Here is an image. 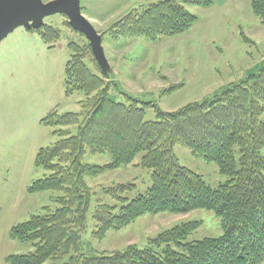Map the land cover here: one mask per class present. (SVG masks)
Here are the masks:
<instances>
[{
	"label": "trees",
	"instance_id": "obj_1",
	"mask_svg": "<svg viewBox=\"0 0 264 264\" xmlns=\"http://www.w3.org/2000/svg\"><path fill=\"white\" fill-rule=\"evenodd\" d=\"M216 1L199 3L209 7ZM252 10L264 23V0H254ZM197 20L183 6L165 0L129 13L109 32L116 37L157 40L181 35ZM31 31L49 45L61 38L54 27ZM69 49L72 55L66 65L65 95L83 92L85 99L79 103L80 112L60 114L55 109L41 121L54 128L60 140L38 151L36 166L49 174L28 187L31 194L62 193L56 198L59 207L11 229V239L33 243L35 251L9 255L6 264H46L65 257L69 260L64 264H262L264 63L256 73L213 98L168 112L133 98L128 105L114 101L91 46L72 43ZM146 108L155 110L157 120L146 121ZM70 127H77L75 135ZM178 145L216 163L227 181L211 187L201 174L180 163L175 153ZM87 153H109L112 162L104 166L84 163ZM140 154L139 165L152 170L151 187L132 200L127 195L137 190L135 183L103 189L122 206L97 202L92 213L97 223L95 236L104 238L109 231H120L147 214H188L202 209L221 219L222 235L188 242L201 223L187 222L163 231L143 247L131 245L96 256L82 254L81 233L87 228L95 195L87 179L129 166Z\"/></svg>",
	"mask_w": 264,
	"mask_h": 264
},
{
	"label": "rangeland",
	"instance_id": "obj_2",
	"mask_svg": "<svg viewBox=\"0 0 264 264\" xmlns=\"http://www.w3.org/2000/svg\"><path fill=\"white\" fill-rule=\"evenodd\" d=\"M52 1L42 0L44 4ZM161 1L165 0H80L82 15L103 37L109 65L102 69L103 80L110 85V98L114 101L128 105L129 98H133L175 112L190 103L213 98L263 65L264 23L252 10L254 0H217L209 7L200 4L202 0H171L198 18L194 26L175 37L151 40L144 36L116 37L109 32L129 13ZM43 26L56 28L61 38L49 45L31 31ZM72 43L82 48L91 46L85 35L74 30L66 13L44 17L37 29L17 27L0 43V264H6L9 255L35 251L33 243L11 239L14 226L59 207L56 198L62 193L31 194L28 187L49 174L36 166L38 151L60 140L54 134L55 129L41 121L55 109L60 114L80 112L79 103L85 99L83 92L65 95L66 65L71 59ZM85 61L96 69L88 57ZM145 119L157 120L153 108H146ZM69 130L75 135L77 127ZM261 152L264 156V148ZM175 153L182 165L201 174L211 187L227 181L216 163L179 145ZM141 158L142 154L129 166L87 179L95 195L87 228L81 233L82 254L96 256L131 245L143 247L163 231L187 222L201 223L188 242L222 235L221 219L202 209L188 214H147L120 231H109L104 238L95 236L97 223L92 213L97 202L122 206L103 189L135 183L137 190L127 195L132 200L151 187L152 170L139 165ZM83 162L104 166L112 162V157L109 153H87ZM68 260L65 257L46 264H64Z\"/></svg>",
	"mask_w": 264,
	"mask_h": 264
},
{
	"label": "water",
	"instance_id": "obj_3",
	"mask_svg": "<svg viewBox=\"0 0 264 264\" xmlns=\"http://www.w3.org/2000/svg\"><path fill=\"white\" fill-rule=\"evenodd\" d=\"M66 13L70 24L90 41L96 60L102 69L108 62L103 48V37L82 15L80 0H54L44 4L42 0H0V43L17 27L39 28L44 17Z\"/></svg>",
	"mask_w": 264,
	"mask_h": 264
},
{
	"label": "crops",
	"instance_id": "obj_4",
	"mask_svg": "<svg viewBox=\"0 0 264 264\" xmlns=\"http://www.w3.org/2000/svg\"><path fill=\"white\" fill-rule=\"evenodd\" d=\"M4 261H5V257H4Z\"/></svg>",
	"mask_w": 264,
	"mask_h": 264
}]
</instances>
